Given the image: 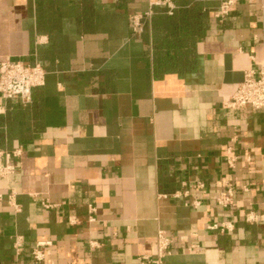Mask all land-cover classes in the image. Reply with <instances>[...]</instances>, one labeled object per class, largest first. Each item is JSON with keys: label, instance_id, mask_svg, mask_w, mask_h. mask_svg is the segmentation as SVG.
I'll use <instances>...</instances> for the list:
<instances>
[{"label": "crops", "instance_id": "crops-1", "mask_svg": "<svg viewBox=\"0 0 264 264\" xmlns=\"http://www.w3.org/2000/svg\"><path fill=\"white\" fill-rule=\"evenodd\" d=\"M218 5L0 0V61L46 72L29 104L0 94V150L16 154L0 177V264H155L159 231L163 264H264V109L225 106L264 64V0L223 23ZM180 11L196 17L194 69L156 76L152 17ZM221 223L233 230L209 228ZM39 242L53 244L42 263Z\"/></svg>", "mask_w": 264, "mask_h": 264}, {"label": "built area", "instance_id": "built-area-1", "mask_svg": "<svg viewBox=\"0 0 264 264\" xmlns=\"http://www.w3.org/2000/svg\"><path fill=\"white\" fill-rule=\"evenodd\" d=\"M241 1L243 0H219V5L213 12V18L219 23H223ZM171 9H173L172 5ZM151 15V12L147 14L148 17ZM143 18L141 15L132 16V30L134 33L138 34L144 31ZM45 81L46 72L39 64L25 65L20 61H0V94L5 99H19L22 103L29 104L32 101L33 91L44 86ZM225 106L236 111L246 107H251L254 110L264 109V64L258 71L251 70L246 73L243 82ZM226 154L229 167L235 168L238 155L233 145L227 148ZM15 155L0 150V177L7 178L15 172V166L10 161ZM195 187L203 189L205 184L199 182ZM235 193L236 189L233 183L226 182L217 199L218 205L225 208L233 206ZM45 207L49 208L51 206L45 204ZM95 212L96 208L91 206L89 217L91 223L96 221ZM247 220L251 222L254 221V218L248 217ZM209 228L221 232L233 230L230 223L213 224ZM171 243V239L166 236L165 232L159 231L157 237L158 259L152 261L149 258H144V261L163 264V259L170 254L169 247ZM15 245L17 250L21 251V238L16 241ZM51 247H53L52 242H39L32 252L33 259L37 263L44 262Z\"/></svg>", "mask_w": 264, "mask_h": 264}, {"label": "trees", "instance_id": "trees-1", "mask_svg": "<svg viewBox=\"0 0 264 264\" xmlns=\"http://www.w3.org/2000/svg\"><path fill=\"white\" fill-rule=\"evenodd\" d=\"M49 4L54 0H40ZM85 14V13H83ZM191 21L189 11H180L173 16L152 17L154 34V68L156 76L167 72H187L194 69L197 24Z\"/></svg>", "mask_w": 264, "mask_h": 264}]
</instances>
